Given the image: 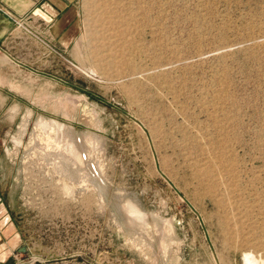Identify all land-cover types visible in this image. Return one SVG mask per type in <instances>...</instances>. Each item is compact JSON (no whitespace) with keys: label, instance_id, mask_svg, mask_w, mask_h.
<instances>
[{"label":"rangeland","instance_id":"obj_1","mask_svg":"<svg viewBox=\"0 0 264 264\" xmlns=\"http://www.w3.org/2000/svg\"><path fill=\"white\" fill-rule=\"evenodd\" d=\"M70 9L1 52L0 264L264 263V0Z\"/></svg>","mask_w":264,"mask_h":264},{"label":"crops","instance_id":"obj_2","mask_svg":"<svg viewBox=\"0 0 264 264\" xmlns=\"http://www.w3.org/2000/svg\"><path fill=\"white\" fill-rule=\"evenodd\" d=\"M70 11V0H0V57L3 56L1 54L5 53L4 49L15 36L13 33L14 20L32 17L33 21H41L55 36H58L56 29L67 26L71 19L68 15ZM2 73L0 68V77ZM5 88V85L0 84L1 112L9 109V101L3 99Z\"/></svg>","mask_w":264,"mask_h":264},{"label":"bare ground","instance_id":"obj_3","mask_svg":"<svg viewBox=\"0 0 264 264\" xmlns=\"http://www.w3.org/2000/svg\"><path fill=\"white\" fill-rule=\"evenodd\" d=\"M62 105L63 104L55 105V108H61ZM52 124H50L48 126V128L53 129V127H56V128L58 127V129H63L61 125H58L56 123L55 124L52 123ZM69 154L72 155L76 159V161L79 163V165H83L84 162H83L82 156L80 154H78L72 146L69 149ZM75 166H76V164H75ZM244 264H264V263H263V261L259 260L255 256L247 254V255H245V258H244Z\"/></svg>","mask_w":264,"mask_h":264},{"label":"built area","instance_id":"obj_4","mask_svg":"<svg viewBox=\"0 0 264 264\" xmlns=\"http://www.w3.org/2000/svg\"><path fill=\"white\" fill-rule=\"evenodd\" d=\"M26 22H27V23H32V19H31V17H26V18H24V19H18V20H14V21H13V23H14L16 29H18V28H23V26H24V24H26ZM25 31H26L28 34H30V35H32V32H35V33H36V31H34V30H33L32 28H30V27H29V29H25Z\"/></svg>","mask_w":264,"mask_h":264}]
</instances>
